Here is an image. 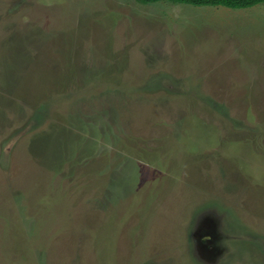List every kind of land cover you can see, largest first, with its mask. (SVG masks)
<instances>
[{
	"label": "rangeland",
	"instance_id": "obj_1",
	"mask_svg": "<svg viewBox=\"0 0 264 264\" xmlns=\"http://www.w3.org/2000/svg\"><path fill=\"white\" fill-rule=\"evenodd\" d=\"M263 21L0 0V264H264Z\"/></svg>",
	"mask_w": 264,
	"mask_h": 264
},
{
	"label": "trees",
	"instance_id": "obj_2",
	"mask_svg": "<svg viewBox=\"0 0 264 264\" xmlns=\"http://www.w3.org/2000/svg\"><path fill=\"white\" fill-rule=\"evenodd\" d=\"M170 2L185 4L193 7H224L227 9H247L256 5L264 4V0H136L141 5L157 2Z\"/></svg>",
	"mask_w": 264,
	"mask_h": 264
},
{
	"label": "crops",
	"instance_id": "obj_3",
	"mask_svg": "<svg viewBox=\"0 0 264 264\" xmlns=\"http://www.w3.org/2000/svg\"><path fill=\"white\" fill-rule=\"evenodd\" d=\"M261 5H264V4H261ZM233 10V9H232ZM264 22V21H263Z\"/></svg>",
	"mask_w": 264,
	"mask_h": 264
}]
</instances>
